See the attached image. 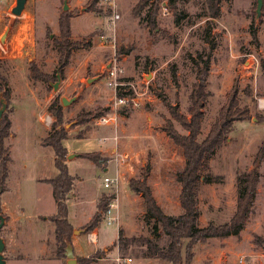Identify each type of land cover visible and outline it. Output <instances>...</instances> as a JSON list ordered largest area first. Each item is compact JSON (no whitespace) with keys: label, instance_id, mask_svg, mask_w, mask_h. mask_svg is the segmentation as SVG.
I'll return each mask as SVG.
<instances>
[{"label":"rangeland","instance_id":"374dc122","mask_svg":"<svg viewBox=\"0 0 264 264\" xmlns=\"http://www.w3.org/2000/svg\"><path fill=\"white\" fill-rule=\"evenodd\" d=\"M140 1L117 0L115 11L121 19L113 29L112 15L103 17L87 11L89 0H68L66 12H74L72 40L90 47L76 50L61 75L54 39L60 35L59 19L66 13L64 3L28 0L22 15L17 17L12 13L17 0H0V39L10 20H15L6 44L0 41V59L7 62L4 67L12 89L10 108L14 110L10 114L12 136L7 140L12 161L7 189L0 197L5 219L0 236L6 244L4 255L8 264L67 262L65 254L57 253L60 241L55 223L50 220L57 205L51 185L45 182L58 174L54 150L44 143L54 122L49 107L56 98L63 108V124L68 132L63 142L69 153L67 165L76 179L68 201V220L73 225L68 241L75 257L105 251L92 264H118L117 256L133 258L131 264H171L161 258L144 257L147 246L143 237L161 246H166L169 239L165 233H156L155 222L147 219L143 198L130 190L129 182L141 178L142 170L150 168L148 184L160 207L169 215L182 213L181 186L176 175L184 166V158L162 127L170 117L168 104L179 105L187 114L197 72L192 58L210 49L211 97L205 110L203 134H208L232 88L239 93L242 106L249 107L253 114L252 120L235 124L226 144L210 163L212 173L221 176L223 182L204 186L199 195L201 226L232 218L239 195L237 176L252 170L264 143V122H258L256 117H264V110L258 107V100L264 98V6L257 19V0L224 1L220 17L208 26L207 0H176L179 11L184 13L178 25L167 9L170 0H163L157 29L151 31L146 18L153 0L136 17L132 11ZM100 7L110 8L103 2ZM253 31L257 33L256 39ZM116 59L125 68V82L140 93L139 107L130 112L118 110L117 128L97 126L96 118L88 124H78L80 113L98 108L108 110L105 115L114 113V92L107 79V68ZM32 63L53 80L32 82ZM58 74L61 80L55 90ZM63 98L76 100L63 105ZM47 116L51 117L50 122L45 121ZM84 153H99L104 159L102 166L79 156ZM126 154L127 158L123 157ZM117 172L119 185L105 188L104 178L115 177ZM260 173L254 210L241 235L200 241L193 248L191 264H242V259L245 264H264V245L254 241L256 234L264 237V161ZM113 194L116 199L112 210L118 216V224L108 225L104 218L94 229L99 234L98 242H90L89 234L94 230L87 231L86 224L101 199ZM121 229L126 237L134 238L127 249L117 243ZM66 247L67 243L64 253Z\"/></svg>","mask_w":264,"mask_h":264},{"label":"trees","instance_id":"16d2710c","mask_svg":"<svg viewBox=\"0 0 264 264\" xmlns=\"http://www.w3.org/2000/svg\"><path fill=\"white\" fill-rule=\"evenodd\" d=\"M64 3L65 0H60ZM152 0H141L133 9L132 13L138 17L151 4ZM231 0H207L209 5L208 26L220 17L221 6L223 2ZM102 0H89L86 5L89 13H94L103 17H110L112 9L100 7ZM163 0H153L152 6L146 18L147 26L151 31L157 29V15L162 9ZM167 9L173 13L176 23L179 25L184 13L179 11L176 0H170ZM74 12L63 13L59 19L60 35L54 39V46L59 53V65L61 75L71 62L73 53L80 48H88L90 44L72 40L71 21ZM253 38H257L256 31L252 33ZM208 40V38H207ZM124 53V52H122ZM129 53V52H126ZM210 51L200 52L197 58H192L197 72L196 82L192 85L189 96L190 105L187 114L182 112L179 105L168 104L170 117L165 120L162 131L172 141V143L181 149L184 158V166L176 175V181L181 186L179 203L182 213L180 215H169L158 204L152 188L148 184L147 176L150 168L142 170L141 178H133L129 182L130 190L143 198L147 219L155 222L154 230L156 233H165L169 242L166 246H161L151 238L143 237L142 241L147 246L144 257L161 258L171 264H191L195 256L193 248L200 241H206L211 238H227L229 236L239 237L245 229L253 213L257 200L258 187L261 182L260 168L264 161V143L259 149L253 168L249 172L240 173L236 182L239 187V195L235 212L230 221L216 224L210 222L206 226L200 225L201 212L198 207L199 195L202 188L206 185L220 184L223 182L221 176H217L211 171V161L226 144L230 133L233 132L235 124L246 120H252L253 114L249 107L242 106L239 93L232 88L227 93V100L221 108L218 117L210 126L208 134H203V127L206 120V107L211 97L209 87V76L211 66ZM5 61L0 59V110L5 103L7 108L0 120V197L7 189V180L9 178V164L12 161L10 148L7 146V140L12 136V121L10 114L13 109L10 108L12 99V89L9 78L5 71ZM30 80L32 82L49 83L53 77L41 71L36 63L30 65ZM174 77H176L174 75ZM166 102V97L163 96ZM106 111L98 108L94 112L80 113L78 124L85 125L93 118H100ZM49 112L54 116V122L51 126L49 136L44 140L47 146L53 148L55 153V166L58 174L46 180L51 185L52 194L56 201L57 212L51 216V221L56 226V237L60 241L58 255L64 256V249L68 239H71L73 225L68 220L69 194L75 187V177H73L67 165L68 149L63 142L68 138V132L63 124V108L58 98L49 107ZM258 122H264V117L256 116ZM179 125L184 133L178 130ZM80 157L92 161L97 167H101L104 159L99 153L79 154ZM116 195L102 198L97 206V211L86 224V230L92 231L99 227ZM1 208V206H0ZM134 238L126 237L123 229L119 231L117 239L118 246L122 245L127 249L129 242ZM257 244L264 245V237L256 234ZM105 251L96 252L89 257H80V264H92L95 259L102 257Z\"/></svg>","mask_w":264,"mask_h":264},{"label":"built area","instance_id":"2783aa9c","mask_svg":"<svg viewBox=\"0 0 264 264\" xmlns=\"http://www.w3.org/2000/svg\"><path fill=\"white\" fill-rule=\"evenodd\" d=\"M104 4H107L108 7L113 9V14L111 16L110 26L113 29H116L118 22L121 19V16L119 13L115 11L117 0H102ZM108 40V38H107ZM107 79L109 80L110 88L114 92V100L112 109L114 113L106 114L100 118H96L95 124L97 126H107V127H118V113L117 111H126L130 112L132 110H135L139 107L140 101L138 99V95L140 93L136 90V88L130 84L126 83V75H125V68L124 66L118 62V60H114L107 68ZM258 107L261 110H264V98H260L258 100ZM46 122L51 121V117L47 116L45 118ZM118 140V137H115V141ZM105 141V140H104ZM123 157L127 158V154ZM118 173V172H117ZM115 175V177H105L104 178V187L105 188H115L119 185V174ZM114 207L113 204L110 205L109 210L107 211L105 215L106 223L108 225H117L118 224V216L114 214L112 208ZM90 242L97 243L99 239V234L96 230L92 231L89 234ZM118 264H131L133 261V258L131 257H124V256H117L115 258ZM242 264H245L243 262V259L241 260Z\"/></svg>","mask_w":264,"mask_h":264},{"label":"water","instance_id":"95a60500","mask_svg":"<svg viewBox=\"0 0 264 264\" xmlns=\"http://www.w3.org/2000/svg\"><path fill=\"white\" fill-rule=\"evenodd\" d=\"M28 0H17V4L16 7H14L12 9V13L13 15L19 17L22 15L23 11L25 10L26 4H27ZM264 6V0H257V9H256V14H257V19L260 18L262 9ZM63 10L66 12L69 10V5H68V0L64 1V7ZM15 24V20H10L9 24L7 25V28L4 32V34L2 35L0 41L3 44H6L7 38L13 28ZM58 78V82L54 85V89L57 90L59 88V83L61 80V76L58 74L57 75ZM76 100V98H73L71 100H67L66 98L62 99V104L63 105H69L71 103H73ZM7 108V105L4 103L2 109L0 110V120L5 112ZM74 156V155H72ZM71 156H69L70 158ZM5 223V219L4 217L1 215V208H0V230L3 227ZM67 247H66V251H65V256L67 257V262L66 264H80V262L78 261V259L75 257L74 251H73V246L69 243V241L67 240ZM6 244L4 239L0 236V264H8L7 263V259L4 255V250H5Z\"/></svg>","mask_w":264,"mask_h":264},{"label":"crops","instance_id":"0c3cea01","mask_svg":"<svg viewBox=\"0 0 264 264\" xmlns=\"http://www.w3.org/2000/svg\"><path fill=\"white\" fill-rule=\"evenodd\" d=\"M96 230H97V229H96ZM85 256H86V257H89V255H84L83 257H85Z\"/></svg>","mask_w":264,"mask_h":264}]
</instances>
